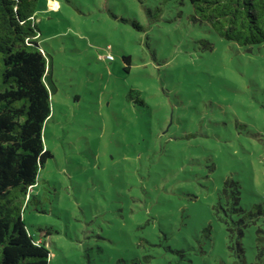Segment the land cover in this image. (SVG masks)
Listing matches in <instances>:
<instances>
[{"label": "rangeland", "instance_id": "374dc122", "mask_svg": "<svg viewBox=\"0 0 264 264\" xmlns=\"http://www.w3.org/2000/svg\"><path fill=\"white\" fill-rule=\"evenodd\" d=\"M41 5L52 156L22 217L49 264H235L213 206L227 177L264 205V42L218 36L188 0Z\"/></svg>", "mask_w": 264, "mask_h": 264}, {"label": "trees", "instance_id": "16d2710c", "mask_svg": "<svg viewBox=\"0 0 264 264\" xmlns=\"http://www.w3.org/2000/svg\"><path fill=\"white\" fill-rule=\"evenodd\" d=\"M193 18L218 36L246 49L264 42V0H188ZM41 0H0V264H49L43 237H34L22 217L29 190L52 156L43 143L54 84L47 53L39 42ZM133 25L139 27L136 22ZM124 62L130 57L122 55ZM127 99L144 104L137 89ZM240 185L227 177L213 206L225 224L235 264H246L243 239L252 230L253 264H264V205L240 204ZM42 228L39 227V231Z\"/></svg>", "mask_w": 264, "mask_h": 264}, {"label": "built area", "instance_id": "2783aa9c", "mask_svg": "<svg viewBox=\"0 0 264 264\" xmlns=\"http://www.w3.org/2000/svg\"><path fill=\"white\" fill-rule=\"evenodd\" d=\"M105 57L108 58V59H112V56L109 53H107V55Z\"/></svg>", "mask_w": 264, "mask_h": 264}]
</instances>
